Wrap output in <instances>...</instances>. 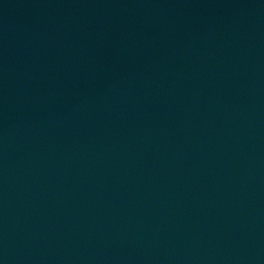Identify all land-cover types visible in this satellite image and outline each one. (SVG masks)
<instances>
[{"label": "water", "instance_id": "water-1", "mask_svg": "<svg viewBox=\"0 0 264 264\" xmlns=\"http://www.w3.org/2000/svg\"><path fill=\"white\" fill-rule=\"evenodd\" d=\"M0 264H264V0H0Z\"/></svg>", "mask_w": 264, "mask_h": 264}]
</instances>
